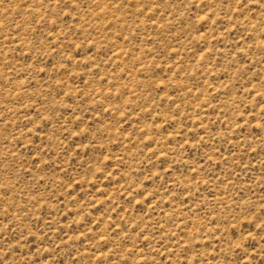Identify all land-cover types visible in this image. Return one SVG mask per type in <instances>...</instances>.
<instances>
[{
  "label": "rangeland",
  "instance_id": "374dc122",
  "mask_svg": "<svg viewBox=\"0 0 264 264\" xmlns=\"http://www.w3.org/2000/svg\"><path fill=\"white\" fill-rule=\"evenodd\" d=\"M0 264H264V0H0Z\"/></svg>",
  "mask_w": 264,
  "mask_h": 264
}]
</instances>
